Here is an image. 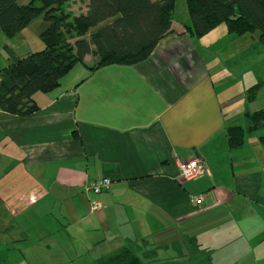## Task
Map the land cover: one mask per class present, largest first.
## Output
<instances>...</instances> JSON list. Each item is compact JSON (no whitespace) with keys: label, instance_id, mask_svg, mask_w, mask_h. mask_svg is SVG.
Returning <instances> with one entry per match:
<instances>
[{"label":"crops","instance_id":"0c3cea01","mask_svg":"<svg viewBox=\"0 0 264 264\" xmlns=\"http://www.w3.org/2000/svg\"><path fill=\"white\" fill-rule=\"evenodd\" d=\"M186 17L173 16L142 63L91 70L89 54L34 95L36 112L0 108V264L38 252L43 264H96L123 245L179 264L174 244L187 237L211 249L213 264H264V127L251 130L248 116L264 108V47L258 32L225 25L197 37ZM14 39L0 28V68L33 51L16 52ZM233 125L246 129L237 149ZM197 158L207 172L181 178L178 160ZM97 178L112 186L86 194Z\"/></svg>","mask_w":264,"mask_h":264},{"label":"trees","instance_id":"16d2710c","mask_svg":"<svg viewBox=\"0 0 264 264\" xmlns=\"http://www.w3.org/2000/svg\"><path fill=\"white\" fill-rule=\"evenodd\" d=\"M72 0H0V28L14 39L42 17L46 22L40 33L44 48L31 51L16 62L0 68V108L27 116L39 109L34 95L59 87L61 79L77 64L95 57L96 70L108 65L133 66L146 61L159 42L172 32L177 0H89L88 11L74 16L64 14ZM85 1V0H83ZM190 18L187 30L197 37L225 25L230 34L259 33L257 46L264 47V0H185ZM37 3L39 5H37ZM75 33V34H74ZM70 38L75 41L70 42ZM259 85L248 91L254 99ZM251 130L264 127V108L248 115ZM246 129L233 125L227 129L230 149L244 143ZM179 264H213L211 249L196 238L187 237L174 244ZM123 245L96 264H164L155 249ZM62 264V263H58Z\"/></svg>","mask_w":264,"mask_h":264},{"label":"rangeland","instance_id":"374dc122","mask_svg":"<svg viewBox=\"0 0 264 264\" xmlns=\"http://www.w3.org/2000/svg\"><path fill=\"white\" fill-rule=\"evenodd\" d=\"M25 0H21V2H24ZM37 5H39L37 3ZM88 6H89V0H78V1H69L66 3L64 6V14H68L69 18L68 20L71 21L74 16H78L80 14H84L88 11ZM188 17V12L186 8V1L185 0H177L176 2V9L174 11V17L177 19H185V17ZM186 17V18H187ZM47 22L42 18L39 17L35 23L30 27V29L24 33L23 37L18 36L17 39H14L12 41V48L15 49L16 52L18 53H23L25 49L28 47L33 48V51H39L44 48V43L42 42L40 38V32L45 28ZM75 34V33H74ZM74 38H70V42H74ZM95 57L93 58V61H91V66L95 65ZM32 244H25L24 242L20 243L19 247H29ZM172 251L170 250L167 255V257L172 256ZM162 257V256H161ZM166 257V256H165ZM164 259V258H163ZM13 261H17L14 259H3L2 263L9 264L12 263ZM46 260L40 255V253H34L31 256H27V258L22 259L21 261L18 260L17 264H43ZM165 261V260H164ZM9 262V263H7ZM146 264H151V263H146ZM159 264V262H158Z\"/></svg>","mask_w":264,"mask_h":264},{"label":"built area","instance_id":"2783aa9c","mask_svg":"<svg viewBox=\"0 0 264 264\" xmlns=\"http://www.w3.org/2000/svg\"><path fill=\"white\" fill-rule=\"evenodd\" d=\"M178 168L180 177L185 180L194 179L202 176L207 172L206 164L203 160L197 158L195 160H178ZM112 186V180L110 178H97L85 182L83 189L86 194L99 195L102 191ZM196 205H202L204 202L203 195L196 196L193 199ZM101 208V203L98 200H94L91 205L92 211H97Z\"/></svg>","mask_w":264,"mask_h":264}]
</instances>
